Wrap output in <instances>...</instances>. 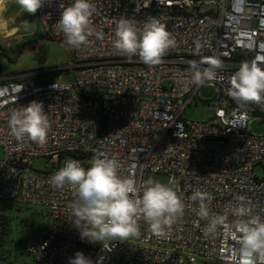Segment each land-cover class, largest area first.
Masks as SVG:
<instances>
[{"label":"built area","instance_id":"1","mask_svg":"<svg viewBox=\"0 0 264 264\" xmlns=\"http://www.w3.org/2000/svg\"><path fill=\"white\" fill-rule=\"evenodd\" d=\"M72 2L45 0L37 10L46 35L65 44L56 22ZM91 2L95 12L90 24L102 39L93 34L81 47H71L72 59L63 68L73 74L72 83L0 77V203L47 209L48 223L26 238V251L35 264H68L77 251L93 264H195L198 259L243 264L242 234L235 225L252 216L264 219V134L251 130L253 121L264 123V105L240 107L226 91L242 62L264 58V0ZM122 17L132 19L138 31L151 18L165 26L175 46L162 63L148 66L138 56L114 49ZM208 57L221 60L222 68L215 80L197 86L190 62ZM207 86L216 94L203 101L200 92ZM32 101L43 103L51 126L44 144L17 141L11 133L10 114ZM200 103L210 120L187 119L188 108ZM95 158H115L119 174L137 187L149 172L166 174L167 185L184 204L183 215L163 237L140 220L138 238L101 244L81 238L73 225L75 190H56L49 180L68 159L87 169ZM39 159L46 161V169L35 166ZM197 190L211 196L204 201L207 219L198 216L200 201L190 199ZM241 204L250 209L244 217L233 214ZM217 217L223 223L207 232L209 221ZM0 264L6 262L0 258ZM252 264H264V253H254Z\"/></svg>","mask_w":264,"mask_h":264},{"label":"clouds","instance_id":"2","mask_svg":"<svg viewBox=\"0 0 264 264\" xmlns=\"http://www.w3.org/2000/svg\"><path fill=\"white\" fill-rule=\"evenodd\" d=\"M6 0H0V5ZM20 8L29 14H35L45 0H16ZM62 13L56 27L72 48L86 44L93 34L102 39L90 24V18L95 12L91 0H73L62 8ZM21 27L28 30L30 25L24 21ZM175 46V40L156 22L155 18L146 21L142 31H138L132 19L121 18L116 24L113 47L119 53L128 57L138 56L148 66L162 63L166 51ZM197 44L196 51L199 52ZM258 57L245 61L229 78L226 94L240 107L249 103L264 105V67ZM201 64L208 67L202 68ZM222 61L208 57L200 62L191 61L189 71L197 86L205 81L217 78ZM56 85H53L55 89ZM9 125L12 135L17 141L25 138L44 144L50 130V123L44 112L42 102L32 101L27 106H21L10 114ZM22 147V144L18 145ZM49 184L56 190L69 186L75 190L71 204L73 225L79 230L81 238L91 242L106 240L127 241L140 236L138 221H145L150 231L156 237H163L165 229L175 222L184 212V204L177 193L168 185L149 179L137 187L133 180L119 174V163L115 158H95L91 166L85 169L78 160L68 159L64 166L54 173ZM192 201H200L198 216L207 219L209 212L204 201L211 196L199 190L192 193ZM243 197L240 200L243 201ZM250 209L241 204L233 214L244 217ZM222 217L209 221L206 231L214 232L218 223H223ZM241 233V253L243 264H252L254 253H264V219L252 216L241 220L236 225ZM68 264H93L92 260L82 252L77 251L74 257L68 259Z\"/></svg>","mask_w":264,"mask_h":264},{"label":"rangeland","instance_id":"3","mask_svg":"<svg viewBox=\"0 0 264 264\" xmlns=\"http://www.w3.org/2000/svg\"><path fill=\"white\" fill-rule=\"evenodd\" d=\"M5 16L13 17L14 20L7 22L0 17V77H31L40 83L73 82V74L67 75L70 70L64 69L72 59V48L46 35L44 27L38 23L37 12L26 13L16 0H9ZM24 21L29 22L28 30L21 27ZM14 27H18L15 36L4 39L5 32H10ZM17 36L21 39H17ZM215 94L216 90L207 86L201 90L200 98L203 101L210 100ZM185 117L198 121H209L211 118L203 103L189 107ZM251 130L254 134H264V123L259 120L253 121ZM35 166L44 170L46 161L39 159L35 161ZM257 173L261 176L263 170L258 168ZM149 179L165 185L169 181L166 174L154 172L145 174L144 182ZM2 211L0 223L10 222L9 240L16 246H21L28 235L39 232L48 223L45 206L15 203L13 207H4ZM19 258L21 264H35L33 258L26 253ZM195 264H207V262L198 259Z\"/></svg>","mask_w":264,"mask_h":264},{"label":"trees","instance_id":"4","mask_svg":"<svg viewBox=\"0 0 264 264\" xmlns=\"http://www.w3.org/2000/svg\"><path fill=\"white\" fill-rule=\"evenodd\" d=\"M70 72L67 73L69 75ZM14 205H4L0 203V219L3 216L2 210L4 207H13ZM0 258L6 262V264H21L20 263V256L26 253L27 255L31 256L25 249L24 242L26 240V237L23 241V244L21 246L13 245L12 242H10V235H11V226L10 222H2L0 223ZM32 257V256H31Z\"/></svg>","mask_w":264,"mask_h":264},{"label":"crops","instance_id":"5","mask_svg":"<svg viewBox=\"0 0 264 264\" xmlns=\"http://www.w3.org/2000/svg\"><path fill=\"white\" fill-rule=\"evenodd\" d=\"M8 1H9V0H7L6 3H5V6H4V9H3V11H2L1 17H2L5 21H7V22H11V20H14V18H13V17H11V18H7V17L5 16ZM13 29L17 30L18 27H14ZM32 235H33V234H32ZM28 236H30V235H28Z\"/></svg>","mask_w":264,"mask_h":264},{"label":"water","instance_id":"6","mask_svg":"<svg viewBox=\"0 0 264 264\" xmlns=\"http://www.w3.org/2000/svg\"><path fill=\"white\" fill-rule=\"evenodd\" d=\"M16 31L17 30L12 29L10 32H5L6 33V36H4V38H8V37L13 36L16 33Z\"/></svg>","mask_w":264,"mask_h":264},{"label":"bare ground","instance_id":"7","mask_svg":"<svg viewBox=\"0 0 264 264\" xmlns=\"http://www.w3.org/2000/svg\"><path fill=\"white\" fill-rule=\"evenodd\" d=\"M6 1H7V0H6ZM5 3H6V2H5ZM5 3L2 4L1 7H0V17H1L2 11H3V9H4Z\"/></svg>","mask_w":264,"mask_h":264}]
</instances>
